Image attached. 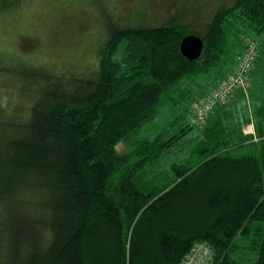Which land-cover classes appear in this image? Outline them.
<instances>
[{
    "label": "trees",
    "instance_id": "1",
    "mask_svg": "<svg viewBox=\"0 0 264 264\" xmlns=\"http://www.w3.org/2000/svg\"><path fill=\"white\" fill-rule=\"evenodd\" d=\"M182 1L191 0H174L154 24L147 13L137 22L107 14L95 75L0 58V264H183L200 245L212 251L209 264H247L246 252L264 264V106L254 142L239 128L234 140L231 101L218 105L215 124L202 125L196 148L167 170L159 158L195 126L137 136L160 105L189 97L185 82L223 61L229 27L264 31V0L192 3L188 12ZM190 35L204 41L194 61L180 50ZM238 36L237 57L254 39Z\"/></svg>",
    "mask_w": 264,
    "mask_h": 264
},
{
    "label": "rangeland",
    "instance_id": "2",
    "mask_svg": "<svg viewBox=\"0 0 264 264\" xmlns=\"http://www.w3.org/2000/svg\"><path fill=\"white\" fill-rule=\"evenodd\" d=\"M229 1L231 3L234 0ZM215 2L216 0H191L188 3L182 1L179 8L185 5L184 9L188 12L194 5H209L206 9L210 10ZM7 5V0H0V58L8 64L24 60L30 65L66 77L74 74L95 75L92 71L98 66L101 50L108 39L105 35L109 21L107 14L118 20L120 18L137 22L147 13V23L154 24L170 17L176 7L174 0H22L13 8H8ZM103 9H106L107 13ZM242 30H239L238 25L227 29L228 43L223 61L211 72L185 82L184 90L189 97L160 105L154 120L140 129L138 139H152L160 135L171 137L190 123L195 104L203 102L218 82L230 75V71L235 67L237 55L243 51L245 40L241 42L238 35L247 33V37L250 35L257 41L260 55L251 75L250 85L237 90L235 97L226 107V115L232 116L226 123L234 134V140L237 138L238 128L246 135L252 136V141L258 140L256 129L262 123L259 108L264 106V31L255 34ZM121 49L115 56L117 60L122 58ZM19 99L21 102V98ZM238 119L240 123L237 125ZM210 120L208 116L202 125L213 126L215 122ZM202 125L195 126L171 149L163 152L159 158V169H170L173 164L188 158L204 134ZM130 148L128 144H122L118 146V151L124 153ZM246 151L247 148L244 147L234 150L236 155ZM35 215L37 214L34 213L29 218L35 220ZM2 222L0 217V224ZM23 230L26 234L23 233V236L27 237L31 228L25 227ZM5 231L7 228L1 229L2 234ZM2 234L0 237L3 238ZM245 257H249L247 264L255 262L254 253L251 255L246 252Z\"/></svg>",
    "mask_w": 264,
    "mask_h": 264
},
{
    "label": "built area",
    "instance_id": "3",
    "mask_svg": "<svg viewBox=\"0 0 264 264\" xmlns=\"http://www.w3.org/2000/svg\"><path fill=\"white\" fill-rule=\"evenodd\" d=\"M258 58V43L254 39H249L244 52L237 57L232 73L219 83L206 100L195 104L191 120L194 126L202 125L218 105L232 101L237 90L245 89L250 85L251 75L255 71ZM211 257L212 251L200 245L187 256L183 264H209Z\"/></svg>",
    "mask_w": 264,
    "mask_h": 264
},
{
    "label": "water",
    "instance_id": "4",
    "mask_svg": "<svg viewBox=\"0 0 264 264\" xmlns=\"http://www.w3.org/2000/svg\"><path fill=\"white\" fill-rule=\"evenodd\" d=\"M180 50L182 55L188 60H197L204 51V41L196 35L187 36L182 40Z\"/></svg>",
    "mask_w": 264,
    "mask_h": 264
},
{
    "label": "crops",
    "instance_id": "5",
    "mask_svg": "<svg viewBox=\"0 0 264 264\" xmlns=\"http://www.w3.org/2000/svg\"><path fill=\"white\" fill-rule=\"evenodd\" d=\"M233 70V69H232ZM232 70L230 71V73L232 72ZM226 78V77H225ZM217 86V85H216Z\"/></svg>",
    "mask_w": 264,
    "mask_h": 264
},
{
    "label": "bare ground",
    "instance_id": "6",
    "mask_svg": "<svg viewBox=\"0 0 264 264\" xmlns=\"http://www.w3.org/2000/svg\"><path fill=\"white\" fill-rule=\"evenodd\" d=\"M235 65H236V64H235ZM233 69H234V68H233ZM232 71H233V70H232ZM231 73H232V72H231ZM231 73H230V74H231Z\"/></svg>",
    "mask_w": 264,
    "mask_h": 264
}]
</instances>
